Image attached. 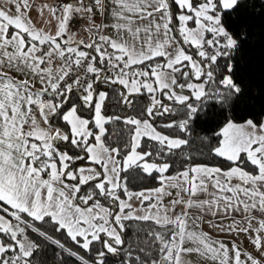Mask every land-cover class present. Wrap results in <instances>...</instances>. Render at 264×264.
Here are the masks:
<instances>
[{
  "label": "snow or ice",
  "instance_id": "snow-or-ice-1",
  "mask_svg": "<svg viewBox=\"0 0 264 264\" xmlns=\"http://www.w3.org/2000/svg\"><path fill=\"white\" fill-rule=\"evenodd\" d=\"M256 9L0 0V264H264Z\"/></svg>",
  "mask_w": 264,
  "mask_h": 264
},
{
  "label": "trees",
  "instance_id": "trees-1",
  "mask_svg": "<svg viewBox=\"0 0 264 264\" xmlns=\"http://www.w3.org/2000/svg\"><path fill=\"white\" fill-rule=\"evenodd\" d=\"M264 2V0H256L257 9L259 11V5ZM264 23V18L257 19L253 25V36L250 38L249 45L244 50L245 60L247 63L246 76L251 80L250 94L256 97L253 100L252 107L246 112H236V118L242 119L246 115L259 116L264 114V109L260 107L261 103H264V38H262L259 33L261 32L260 25ZM244 62L242 61V64ZM176 119L181 118L180 113H176ZM196 131L200 135L211 136L214 131L218 130V120L213 118L211 115L207 119L201 118L196 122ZM135 183L139 184V181ZM134 229H130L131 242L135 246V236ZM118 264V262H115Z\"/></svg>",
  "mask_w": 264,
  "mask_h": 264
},
{
  "label": "crops",
  "instance_id": "crops-1",
  "mask_svg": "<svg viewBox=\"0 0 264 264\" xmlns=\"http://www.w3.org/2000/svg\"><path fill=\"white\" fill-rule=\"evenodd\" d=\"M33 20H34V23L37 24V26H43V25L40 23V21H39V17L36 16L35 13H33ZM205 230H206V231H211V229H208L207 227H205Z\"/></svg>",
  "mask_w": 264,
  "mask_h": 264
}]
</instances>
